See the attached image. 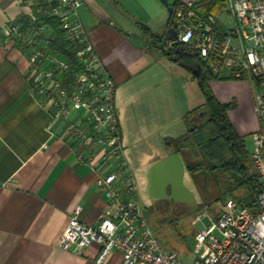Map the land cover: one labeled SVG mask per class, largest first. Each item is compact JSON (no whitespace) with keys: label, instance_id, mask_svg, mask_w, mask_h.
<instances>
[{"label":"built area","instance_id":"2783aa9c","mask_svg":"<svg viewBox=\"0 0 264 264\" xmlns=\"http://www.w3.org/2000/svg\"><path fill=\"white\" fill-rule=\"evenodd\" d=\"M90 0H19L31 9L23 21L8 26L2 42L14 43L29 63L32 94L49 115L46 131L72 150L76 163L88 167L104 195L106 210L97 225L80 219L77 206L63 230L58 247L81 255L93 245L100 251L96 264L114 253L121 264H183L153 235L143 217L139 186L120 134L116 84L104 66L90 33L79 17ZM203 0H176L173 8L178 40L166 39L161 54L185 47L215 76L250 83L254 112L264 125V0H222L230 18L203 12ZM43 19L57 20L70 58L54 45L56 34ZM250 154L258 176L259 193L248 201L226 199L219 213L200 220L195 235L198 255L193 264H264V133L253 134ZM44 148H47L45 146Z\"/></svg>","mask_w":264,"mask_h":264},{"label":"crops","instance_id":"0c3cea01","mask_svg":"<svg viewBox=\"0 0 264 264\" xmlns=\"http://www.w3.org/2000/svg\"><path fill=\"white\" fill-rule=\"evenodd\" d=\"M168 2L174 8L176 0ZM210 3L203 0L199 6L206 12ZM78 11L116 84L113 100L123 143L129 134L127 116L156 127L161 141L185 136L184 118L204 98L195 79L198 66L188 67L189 59L177 61L175 54L157 50L170 28L168 9L160 0H90ZM30 12L19 0H0V264H96L98 245L73 255L61 250L58 241L77 206L83 208L85 225H97L106 210L105 197L91 170L77 165L63 142L49 138V115L30 90L27 56L1 40L8 26ZM228 75L222 72L209 86L220 103H235L228 116L244 141L258 130L253 92L250 83ZM175 153L169 147L158 160L136 167L126 154L138 186L140 174L146 171L148 182L150 168ZM121 263L114 253L105 264Z\"/></svg>","mask_w":264,"mask_h":264},{"label":"rangeland","instance_id":"374dc122","mask_svg":"<svg viewBox=\"0 0 264 264\" xmlns=\"http://www.w3.org/2000/svg\"><path fill=\"white\" fill-rule=\"evenodd\" d=\"M229 18L230 16L226 12L219 15L221 22H228ZM159 48L160 45L157 47L158 52ZM127 118L130 126L129 134L125 136L123 145L132 167L138 166L139 162L156 161L161 158L167 148L174 149L176 147V143H171V139L161 141L157 128L146 126L144 119L136 122L132 116H127ZM259 129H262L264 133V125H260L258 122L257 131ZM244 143L249 153L247 169L249 173H254L255 168L250 158V154L254 150L253 134L245 137ZM179 155L186 167L184 185L193 194L196 205L168 200L152 201L148 195V183L145 185L146 171L138 176L139 200L143 207V217L153 235L168 251L178 253V259L183 264H193L198 257L195 252L197 245L193 238L199 231L200 220L204 227H210L212 221L207 215L216 216L223 206V200L229 198V195L226 194V185L219 173L208 172L204 175L189 173L187 168L189 165L198 164L203 160L196 145L193 149L180 151ZM243 193L244 189H241L234 195L240 198Z\"/></svg>","mask_w":264,"mask_h":264},{"label":"trees","instance_id":"16d2710c","mask_svg":"<svg viewBox=\"0 0 264 264\" xmlns=\"http://www.w3.org/2000/svg\"><path fill=\"white\" fill-rule=\"evenodd\" d=\"M221 3L222 0H211L209 6L206 7V12L214 15L222 14L223 6L220 5ZM173 19L174 14H171L170 26L175 27ZM43 21L52 26L55 31L57 39L54 47L72 58L73 51L69 50L70 47L65 42V34L60 28L59 22L53 19H43ZM174 54L177 61L186 62L184 59H189L188 67L198 66L195 79L204 98V103L201 106L185 116L184 122L188 130L185 136L172 140V143H176L174 148L176 153L193 149L196 145L201 156H203V160L199 161L198 164L189 165L187 167L189 173L191 175L198 173L204 175L208 172L219 173L220 177L224 179L226 194L229 195V198L226 199L248 201L259 193L260 186L256 171L254 173L248 172L249 153L228 116V111L236 108L235 103L223 104L217 100L209 86V82L216 80L217 76L199 62L195 52L185 47H177ZM164 55L173 56L172 53ZM241 189H244V193L240 195V198L235 197L234 193ZM226 199L223 200V203Z\"/></svg>","mask_w":264,"mask_h":264},{"label":"water","instance_id":"95a60500","mask_svg":"<svg viewBox=\"0 0 264 264\" xmlns=\"http://www.w3.org/2000/svg\"><path fill=\"white\" fill-rule=\"evenodd\" d=\"M160 2L170 14H173V8L170 7L168 0H160ZM166 39L178 40L175 27L170 26L166 30ZM185 170L184 162L177 153L171 154L161 162H156L150 168L148 175L147 190L150 199L152 201L168 200L175 203L196 205L193 194L184 185Z\"/></svg>","mask_w":264,"mask_h":264},{"label":"flooded vegetation","instance_id":"af4514ba","mask_svg":"<svg viewBox=\"0 0 264 264\" xmlns=\"http://www.w3.org/2000/svg\"><path fill=\"white\" fill-rule=\"evenodd\" d=\"M147 183H148V182H147V180H146L145 185H147ZM168 192H169V190H168Z\"/></svg>","mask_w":264,"mask_h":264}]
</instances>
